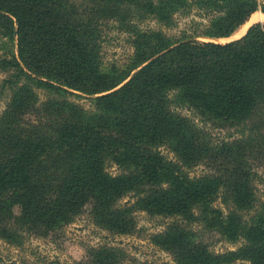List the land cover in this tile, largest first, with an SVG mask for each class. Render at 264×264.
<instances>
[{"label": "trees", "instance_id": "16d2710c", "mask_svg": "<svg viewBox=\"0 0 264 264\" xmlns=\"http://www.w3.org/2000/svg\"><path fill=\"white\" fill-rule=\"evenodd\" d=\"M193 7L207 22L176 38L139 24L171 26ZM258 9L264 2L0 0V66L15 70L0 83L14 90L0 115V239L19 245L85 210L129 233L137 209L172 218L163 242L179 264H264V23L226 42L199 39L232 35ZM106 20L131 37L122 65L103 66ZM40 89L50 95L40 100ZM75 91L89 108L68 99ZM182 108L238 134L216 140ZM198 165L205 172L190 174ZM193 222L242 245L215 254L193 238Z\"/></svg>", "mask_w": 264, "mask_h": 264}, {"label": "rangeland", "instance_id": "374dc122", "mask_svg": "<svg viewBox=\"0 0 264 264\" xmlns=\"http://www.w3.org/2000/svg\"><path fill=\"white\" fill-rule=\"evenodd\" d=\"M262 4L264 0H257ZM186 14L177 13L174 15V23L171 26L159 23L153 17H147L140 21L142 28L160 29L168 36L176 38L181 32H191L194 26H202L207 22V17L200 15L196 7L190 8ZM261 9L253 12L245 22L230 36L223 38H202L203 40H214L226 42L242 36L248 27L258 20ZM131 37L127 31L119 30L115 20H106L101 25L100 54L103 66L113 63L122 65L133 51L130 42ZM7 38L2 33L0 26V59L9 56L4 46ZM105 64V65H104ZM15 70L0 66V83L2 79L11 76ZM26 78L20 79L19 85L24 83ZM17 85V86H19ZM13 89L0 88V115L10 100ZM40 100L50 95L45 90H37ZM79 96L69 95L68 99L89 108L90 101L80 93ZM182 113L191 116L200 126L204 127L211 137L228 139L237 136L238 129L235 127L219 128L211 124L201 122L193 112L187 108L180 109ZM169 158L172 153L163 149ZM259 173L264 168L257 166ZM108 170L116 174L119 169L114 164L108 165ZM205 172L203 165L191 169L190 174L199 175ZM257 195L264 199V186L256 180ZM131 201L130 196L120 200V204ZM215 204L219 205L217 200ZM135 226L129 233H117L97 224L85 210L73 219L53 230L43 234L42 232H26L20 237L21 243L13 245L0 239V264H179L175 256L168 249L163 240L164 232L169 228L172 218L168 216L148 214L145 211L135 209L133 212ZM193 238L204 244L213 253H228L236 251L242 245V239L235 242L226 240L220 232L203 228L199 223L193 222L187 226ZM42 233V234H41ZM163 237V238H161ZM106 253L113 255L106 258ZM246 261L235 259L234 261L223 262L222 264H244ZM248 263V262H246ZM202 264V263H200Z\"/></svg>", "mask_w": 264, "mask_h": 264}, {"label": "bare ground", "instance_id": "6f19581e", "mask_svg": "<svg viewBox=\"0 0 264 264\" xmlns=\"http://www.w3.org/2000/svg\"><path fill=\"white\" fill-rule=\"evenodd\" d=\"M258 20L264 21V13H260L258 16Z\"/></svg>", "mask_w": 264, "mask_h": 264}]
</instances>
